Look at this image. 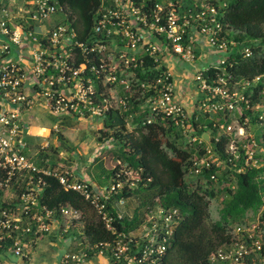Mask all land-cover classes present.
Masks as SVG:
<instances>
[{
  "label": "built area",
  "instance_id": "1",
  "mask_svg": "<svg viewBox=\"0 0 264 264\" xmlns=\"http://www.w3.org/2000/svg\"><path fill=\"white\" fill-rule=\"evenodd\" d=\"M112 1L110 7L103 3L87 36L79 33L74 25L75 15L58 0L0 3V169L4 174L0 181V264H5L7 253L25 259L27 249L38 240L50 238L56 230L66 235L72 223L80 225L82 221V212L71 206L50 209L41 203L44 175L55 176L66 190L80 193L106 228L116 234L92 258L104 256L106 264H161L175 233L179 211L163 207L145 210L138 226L120 231L117 224L123 220L128 200L116 202V214L110 213L108 202L123 188L122 183L110 182L103 187L63 167L55 171L51 166L40 167L26 154L29 136L23 115L37 105L56 117L103 124L109 109L128 105L133 98L151 115L171 119L189 146L205 142L191 122L194 113L176 97V73L170 63L178 59L195 62L197 42L223 53L213 64L217 68L225 63L235 42L221 36L219 9L203 5L193 15L180 14L174 0H155L151 5L147 4L149 0ZM56 15L63 19L49 27ZM242 52L253 55L250 46ZM210 66L192 74V83L199 93L197 111L200 116L227 117L232 113L233 122L215 123L227 137L228 164L208 146L204 154L195 152L189 173L202 176L213 167L229 166L238 172L262 169L264 145L257 141L251 126L264 123V75L251 80L238 79L228 72L205 76ZM138 68L145 78L138 74ZM150 89L154 90L152 94L147 93ZM136 90L142 91L140 95ZM48 147V143L43 144L41 149ZM109 147L111 140L101 142L100 152ZM87 165H79L78 175ZM222 170L211 173L210 179L219 182ZM15 183L23 186L22 192L13 188ZM129 184L130 188L135 186V182ZM242 231L248 234V240L220 249L212 257L213 262L241 264L250 251L261 252L259 237L246 227L236 229L237 233ZM70 238L75 248L64 253L60 263L87 264L92 258L85 250L86 239Z\"/></svg>",
  "mask_w": 264,
  "mask_h": 264
},
{
  "label": "trees",
  "instance_id": "2",
  "mask_svg": "<svg viewBox=\"0 0 264 264\" xmlns=\"http://www.w3.org/2000/svg\"><path fill=\"white\" fill-rule=\"evenodd\" d=\"M58 1L75 15L74 25L82 36L91 33L96 23L97 12L105 2V0ZM153 1L155 0L147 1V4L151 5ZM174 1L180 14L196 15L203 5L216 6L219 9L218 18L223 25L221 36L235 42V49L226 57L225 63L220 64V68H217L218 65L211 64L205 76L217 72H228L238 79L251 80L264 75V0H208L196 5L183 4L181 0ZM247 46L253 49V55H244L242 50ZM178 60L182 61V59ZM141 70L138 68L137 72L145 78ZM134 92L140 95L142 91ZM153 92V89L147 91L150 94ZM193 113L191 122L198 135L202 138L204 133L208 132L216 151L228 164L227 137L218 126H215V123L228 124L229 119H233L232 113L227 117L208 114L200 116L197 109ZM149 119H151L150 122ZM129 124L134 127L133 131H130ZM97 131L100 133L98 139L100 142L112 140L119 145L118 151L116 150L117 159H114L115 165L105 178L108 182L103 185L105 187L110 182L123 184V188L119 189L108 202L110 213L116 214L119 210L116 204L118 200H129L134 196L140 198V204L132 213L128 211L127 203L128 208L123 220L117 224L120 231H129L138 226L145 210L150 212L156 207H163L179 211L180 218L175 233L161 264H219V262H213L212 257L221 248L231 246L238 240H248L246 232L237 233L236 229L244 228L243 225L246 224L249 213L254 216L260 214L261 224H264L262 199L264 178H261L264 176V167L241 172L231 166L227 169L220 167L223 169L218 174V179L222 182L220 189H216L215 182L210 179V174L220 168L213 167L210 172L206 171L202 176L194 175L198 178L196 180L188 178L195 152L182 139L181 132L176 129L171 119L163 118L160 114L151 115V112L148 109L144 110L141 102L134 98L128 105L109 109L102 127ZM256 138L260 144L264 145V132L260 138ZM58 140L59 147L55 149L63 145L68 150H74L75 147L68 145L62 132L58 133ZM180 141L183 144H180ZM201 145L203 147L201 153L204 154L208 144L203 142ZM111 148L104 150L105 153H110ZM113 153H115L114 148ZM52 154L47 155L44 151L40 153L46 158ZM58 164L61 163L50 161L48 166L55 171ZM61 168L58 167V169ZM223 171L229 173L230 177L220 176ZM3 176L0 169V181ZM44 179L41 203L50 209L71 206L82 212V221L79 223L82 225V230L78 231L77 223L74 222L66 236H76L80 240L86 239L88 246H85V250L88 258L98 254L102 244L116 238V234L106 228L104 222L80 193L73 189L66 190L55 176L44 175ZM69 180L72 182V176H69ZM130 182H135L133 188L129 187ZM13 188L18 193L24 189L19 183H15ZM221 192L225 195L219 210V218L213 222L209 236L205 233L204 226L211 217V200ZM80 231H83L84 235H80ZM248 245L250 247L251 241ZM262 254H264L263 245L261 252L247 253L241 264H264Z\"/></svg>",
  "mask_w": 264,
  "mask_h": 264
},
{
  "label": "rangeland",
  "instance_id": "3",
  "mask_svg": "<svg viewBox=\"0 0 264 264\" xmlns=\"http://www.w3.org/2000/svg\"><path fill=\"white\" fill-rule=\"evenodd\" d=\"M9 0H0L1 4H6L8 3ZM208 0H181V2L183 4H190V5H196V4H200V3H204L207 2ZM105 5L106 7H110L111 4H113L112 0H105ZM178 70H180V66L178 65ZM177 70V74H176V80H180L182 79H186L189 75L183 76L181 75V73ZM191 82H193V77H191L190 79ZM181 86V85H179ZM183 87V86H181ZM184 90V89H183ZM119 93H121V91H119ZM199 94V93H198ZM116 97L117 96V92L115 93ZM187 108V107H186ZM188 109V108H187ZM236 115H239V112L236 111ZM230 121H228V123L233 122V119H229ZM130 123V121H129ZM87 124L86 121L78 123V124H74L71 127H69V129H67V133H65L64 135H66L65 137L68 138V142L71 146H75L74 143L75 142H81L83 144L81 145H77L75 146L74 150H68L66 147H64L63 145L60 146L59 149H55V145H53V142L49 145L48 148L46 149H41V146L45 143V139L41 138V137H36L33 139H30L29 141V146H31L29 148V150H26V154L29 157H32L35 161V163L40 166V167H45L48 166L46 164V160H50L51 163L52 162H56V163H61L58 164L56 166L58 167H65V165H70L71 167L75 166V165H82L81 163H83L82 161L85 160V162H89L92 165H87L86 169L83 170L84 174H88L90 177H94V179L90 178L92 182H94L97 185H105L108 181L106 178V176L109 174V171L111 170V168L113 167V165H115L114 159H117V154L118 152H116V150L118 149V144L113 142L111 140V152L110 153H104L101 155H98L96 157H94L96 155V153L92 152L90 149H88V153H83V151H79V147L81 149H84L88 144L92 145L93 143L95 144L94 146L99 144V137H100V133L97 130H89V131H83L82 129H80V126H85ZM50 126H52V124H50ZM129 129L130 131H133L134 127L131 126V124H129ZM251 130L253 131V133L255 134L256 137L260 138V135L264 132V125H260V124H256V125H252L251 126ZM86 133H88L86 135ZM51 135V134H50ZM174 135V134H173ZM39 138V139H38ZM51 142V140H53V137H47V141ZM86 142V143H85ZM101 143V142H100ZM180 144H183L182 141H180ZM189 146V145H188ZM77 147V149H76ZM99 148V145H98ZM110 148V147H109ZM113 148L115 149V153H113ZM190 149H192L194 152L201 151V149L203 148L202 145L200 143H196V144H192L189 146ZM46 152V154H52V156H48L47 158L44 157L43 155L41 156L40 153L41 152ZM75 151V152H74ZM118 151V150H117ZM62 152V155L60 156V153ZM37 153V154H36ZM101 153V152H100ZM61 157V158H60ZM64 164V165H63ZM111 164V165H110ZM68 165V167H69ZM55 166V167H56ZM57 167V168H58ZM77 170V169H76ZM85 175V176H86ZM226 176L227 178L230 177L229 173L226 172H222L220 173V176ZM225 177V178H226ZM188 178L190 179H198L197 177H195L194 175L190 174L188 175ZM97 182V183H96ZM221 180H219V182L215 183V188L216 189H220L221 187ZM224 192H221L215 199L211 200V205H210V210H211V217L206 221L205 226H204V231L205 233H207L210 236V229L211 226L213 224V222L215 220H217L219 218V210L222 206V199L224 197ZM128 203V207H129V212L132 213V211L138 207V205L140 204V198L138 196H134L131 199H129L127 201ZM128 207H124L123 210L126 211ZM81 225V224H80ZM77 225V230L79 231L82 230V225ZM244 227L247 228V230H251V233H253L254 235L259 237V240L261 241L262 245L264 246V224H261V219H260V214L254 216L252 213H249L248 218L246 220V224L243 225ZM75 246V245H74ZM230 246H226L223 247L221 249H228ZM57 246H55V244H53L51 241L46 240L44 241L42 244L39 245L38 250L36 252H34V259L32 258L33 262H37V263H41L42 260L46 257L49 258V260L47 261L48 264H54V256H52L53 250L56 249ZM39 254V255H38ZM42 254V255H41ZM262 261L264 262V254H262ZM104 256H99L94 258V264H106V261L104 260ZM43 263V262H42Z\"/></svg>",
  "mask_w": 264,
  "mask_h": 264
},
{
  "label": "crops",
  "instance_id": "4",
  "mask_svg": "<svg viewBox=\"0 0 264 264\" xmlns=\"http://www.w3.org/2000/svg\"><path fill=\"white\" fill-rule=\"evenodd\" d=\"M62 19H63L62 15L54 16L52 21L48 24L49 27L60 22ZM196 45H198L196 47L198 58L195 62L188 63L185 62L184 60L182 61L177 60L173 62V64L170 63L171 66H173V69L176 74H177V70L179 69L178 68L179 65L181 71L179 70L178 71L181 73V75L183 76L189 75L186 79L181 78L180 80L179 79L176 80V97L180 102H182L188 108L190 113H193L197 109L196 103L199 97L196 86L190 81L193 72L199 68H205L208 65L218 62L223 56L222 52L207 47V45H205L204 42L200 44H198L197 42ZM234 49L235 47L232 48V51ZM23 117L28 127V136H29L28 142L30 141V139L41 137L45 139L44 144L48 143V145H50L53 142L55 148L59 147L58 133L59 132H62L63 134L67 133L66 132L67 129H69V127H71L74 124H78L86 121L87 124L85 126L83 125L80 126V129H82L83 131L98 130L103 125L102 123L93 122L91 120H80V119L78 120L71 117H56L55 115L51 114L49 111L38 105L32 111L24 113ZM50 124H52V126H50ZM87 134L88 133H86V135ZM51 136L53 137V140H51V142L50 140L47 141V137H51ZM66 142L68 143V145H70L68 142V138H66ZM83 143L75 142L74 145L77 146L78 144L81 145ZM94 145H95L94 143L92 145L88 144L84 149H81L80 147L78 149L79 151L82 150L83 153H88L87 151L88 149H90L91 151L93 150L92 152L96 153L94 157L101 155L103 152L100 153V149L98 148V145L100 146V141L98 145L96 146ZM30 147L31 146L28 147V150ZM61 155L62 152L60 153V156ZM82 162H83L81 163L82 165H80L81 167L89 163L88 161L85 162V160ZM90 165L93 166V164L91 163ZM78 166H79L78 164L73 167H71L70 165L69 167L68 165H65L64 168H66L67 170H69L70 173L76 176L84 177L86 175L84 174V172L81 175H78L80 174V171L78 170V168L80 169V166L79 167ZM86 176L90 179V176L88 174ZM92 178L94 179V177ZM59 231L60 230H56L54 234L50 236V238L49 237L42 238L38 240L36 244L30 246L27 249L28 255L25 259L17 257L12 253H7V255H4L5 264H48L47 262L49 260L48 257L45 258L46 261H44V259L42 260L43 263L42 262L35 263L32 261V258L34 259L35 257L33 253L36 252L38 250L39 245L46 240L51 241L53 244H55V246H57V248L53 250L52 256H54V264H61L60 263L61 256L68 251H72L75 248V246L73 244L74 241H72L69 236L62 235L60 234ZM93 260L94 258H92L87 264H94Z\"/></svg>",
  "mask_w": 264,
  "mask_h": 264
},
{
  "label": "water",
  "instance_id": "5",
  "mask_svg": "<svg viewBox=\"0 0 264 264\" xmlns=\"http://www.w3.org/2000/svg\"><path fill=\"white\" fill-rule=\"evenodd\" d=\"M203 140L208 144V146L212 149L214 154L218 156V158L222 159V155H220L216 149L213 140L211 139V136L208 132L204 133Z\"/></svg>",
  "mask_w": 264,
  "mask_h": 264
}]
</instances>
